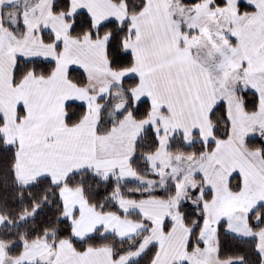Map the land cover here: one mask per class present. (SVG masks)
Returning <instances> with one entry per match:
<instances>
[{"label":"snow or ice","instance_id":"1","mask_svg":"<svg viewBox=\"0 0 264 264\" xmlns=\"http://www.w3.org/2000/svg\"><path fill=\"white\" fill-rule=\"evenodd\" d=\"M0 264H264V0H0Z\"/></svg>","mask_w":264,"mask_h":264}]
</instances>
